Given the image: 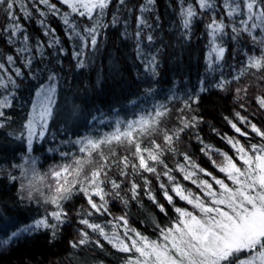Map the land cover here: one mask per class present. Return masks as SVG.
I'll return each instance as SVG.
<instances>
[{"label":"snow or ice","instance_id":"1","mask_svg":"<svg viewBox=\"0 0 264 264\" xmlns=\"http://www.w3.org/2000/svg\"><path fill=\"white\" fill-rule=\"evenodd\" d=\"M114 2L117 13L109 25L104 17ZM155 3L156 0H143L140 13L152 11ZM195 4L198 10L192 3L185 5L181 0L182 35L187 37L198 15L209 14L205 29L209 38L206 63L210 71H215V66H224L228 50L225 37L240 46L238 54L244 59L233 66L231 79L222 74L212 86L228 91L233 82L241 84L235 89V97L240 109L249 111V85L242 83L243 78L252 77L258 87L264 85V0H195ZM121 10L131 12L127 0H0V44H6L12 53H0V61H4L0 62V128L11 120L6 110L14 107L15 89L20 86L17 78L20 82L25 78L36 81L30 111L15 137L26 142L27 154L23 163L15 167L20 169V198L45 206L43 217L13 232L12 237L45 230L55 239L69 218L66 203L82 194L86 204L75 211L77 223L82 227L77 229L79 239L70 244L73 249L92 245L103 250L105 244L111 245L125 254L124 264H264V125L258 126L251 118L257 113L264 115V90L255 95V111L249 116L236 112L239 123L228 120L236 135L225 134L221 139L230 146L231 155L205 144L199 133L193 132L197 142L203 145L200 151L222 176L201 167L188 152L177 151L183 136L202 122L201 118L189 113H195L193 105L198 104L200 93L208 90L203 86L204 80L195 94L169 98L181 105L176 109L177 122L172 128L161 126L172 114L164 103L154 104L150 111L133 120L121 119L117 114L114 121H109L103 114L99 118L90 114L92 122L107 125L112 130L61 140L57 147L48 149L50 153H57L61 162L43 174L38 171L37 158L31 155L33 145L47 143L50 122L54 121L59 108L57 89L62 68L53 67V63H60L58 58L67 54L49 18L59 19L64 37L72 45L71 58L77 69H83L87 66L88 53L98 50L102 30L119 22ZM136 19L137 59L144 63L145 72L155 78L157 56L146 57L140 47L143 29L153 25L143 15ZM32 20L39 25L47 43L40 38L32 40L22 23ZM146 39L149 43L154 41L151 34ZM245 41L252 44L253 50L243 51ZM46 49L54 51L49 54ZM254 49H258V53ZM37 61L47 63L33 70ZM18 63L27 72L18 67ZM154 91L148 88L145 95ZM217 135L220 134L217 132ZM158 138H162V142H158ZM65 145L69 147L65 149ZM120 149L124 150L123 155ZM166 153L182 155L183 161H178L174 168L169 167ZM214 154L222 159L218 161ZM114 169L121 178L119 181L111 175ZM174 172H179L183 181H188L198 191L185 187ZM142 173L154 174L158 181L161 176L167 179V184L161 182L160 188L175 213L165 224L153 221L155 238L131 227L127 212L113 216L109 208L110 198L119 199L125 208L128 207L129 200L121 195V185L129 176ZM9 178L17 179L11 175ZM129 183L131 198L137 200L139 185L134 180ZM144 185L148 199L159 212L169 216L166 206L153 194L147 177ZM177 199L188 207L177 206ZM98 216L111 219L102 224L92 219ZM7 243L8 240L0 241V246Z\"/></svg>","mask_w":264,"mask_h":264},{"label":"trees","instance_id":"2","mask_svg":"<svg viewBox=\"0 0 264 264\" xmlns=\"http://www.w3.org/2000/svg\"><path fill=\"white\" fill-rule=\"evenodd\" d=\"M27 2V0H26ZM143 0H127L131 12L121 10L119 12L120 20L115 26H109L102 30L98 37V50L88 53L86 61L87 66L83 69H77L76 62L71 58L72 45L64 37L62 24L56 17H50V23L57 30V35L64 42L67 54L60 56V63H53V67L62 68L59 73L61 80L58 84L57 94H63L66 97H76L73 107L81 116L83 125L77 127L75 124H58L53 127L50 122L49 132L47 134V143L41 142L33 145L31 155L37 158V169L43 174L48 169L61 162L57 153H50L49 148H55L61 140L75 139L84 135H99L110 132L111 127L91 121V115L98 118L101 114L109 120L114 121L118 114L121 119L133 120L140 114H146L154 104H167L172 110L169 118L165 119L162 127L172 128L177 122L176 109L181 107L179 101H170V97L175 95L178 98H186L188 94H195L204 80L206 92L200 93L198 104H194L196 115L202 122L197 129H193L188 135H184L177 146L178 153L188 152L201 167L207 168L218 176L222 174L216 172L212 162L201 151V145L195 139L193 132H198L205 144L212 145L214 148L232 154L229 145L226 144L221 136L227 134L235 136L236 133L231 128L228 120L237 123L235 113L249 116L250 112L256 110L255 95L264 90V85L257 86V81L252 77L243 78L242 83L249 85L248 107L249 111L240 109V102L236 100L235 89L242 86L236 82L229 87L228 91H221L212 85L221 79V76L231 79L234 71L233 66H238V62L244 59L242 54H238L240 46L229 37L225 39V47L228 49L225 53V62L223 67L215 66V71H210L206 63L208 35L205 25L209 22V14L198 15L194 19L193 29L188 35L187 44L180 43L182 39L180 30L179 11L181 0H156L153 10L140 13L139 7ZM185 5L195 0H184ZM60 6V5H58ZM18 11V10H17ZM221 11H223L221 9ZM117 13L115 2L107 10L104 22L111 25V19ZM22 16V13H18ZM143 15L152 28H145L141 33L140 47L144 50L146 57L156 55L158 60V74L153 78L145 72L144 63L137 59L136 46L137 40L135 33L137 31V16ZM157 17L159 19H157ZM219 19V15H217ZM27 28L32 40L37 38L47 43V38L43 37L42 30L35 20L22 21ZM127 33V35H125ZM151 34L154 41L149 43L146 39ZM246 47L243 51L253 50L251 43L245 41ZM53 49H46L49 54ZM87 51V50H86ZM258 53V49H254ZM0 53L12 54L6 44H0ZM55 60L56 57H51ZM4 62V61H0ZM44 63L34 62V68L43 67ZM18 67L25 72L23 66L18 63ZM14 76V73H11ZM20 86L15 89L16 98L13 101L14 109H7L6 112L11 116L4 128H0V241L8 240L6 245L0 246V264H124L125 254L117 252L111 245L105 244L103 250L89 245L81 249L71 248V242L79 239L77 229L82 227L77 223L75 215L76 209L85 205L83 195L75 196L65 205L69 212V218L57 237L52 239L50 233L45 230L34 231L32 233H22L17 237H12L13 232H18L21 228L33 224L37 219L45 215V206L36 203L35 200L29 201L21 199L20 194V169L15 167L23 163L27 154L26 142L22 139H16V135L22 128L27 113L30 111L32 100L34 99L33 85L36 81L29 78H17ZM153 88L155 91L151 95H145V90ZM25 95L23 109L16 111L20 95ZM132 101H135L133 104ZM14 112H13V111ZM115 110V112L113 111ZM228 119H225V118ZM258 126L264 125V115L257 113L251 117ZM17 122H16V121ZM217 132L220 135H217ZM12 133V134H10ZM52 137H56L55 140ZM243 140V138H240ZM162 142V138H158ZM65 149L69 146L65 145ZM124 154V150H119ZM55 157V159H53ZM218 161L222 159L214 154ZM166 161L169 167H175L176 163L182 162V155L166 153ZM131 172V169H129ZM15 176L12 180L9 177ZM114 179H121L114 169L111 173ZM182 181L185 187L192 188L193 185L188 181H183L179 172H174ZM150 181V187L157 200L166 206L169 216L159 212L155 204L148 199L145 194L144 178ZM129 180H134L138 185V198L133 200ZM26 182V181H25ZM167 184V179L161 176L158 181L154 174L142 173L138 176H129L121 185V195L129 200V205L125 208L119 199H109V208L113 216H121L128 213V220L131 227L136 228L143 234L155 238V229L153 221L165 224L175 213L171 210V205L163 197V190L160 183ZM170 191V189H169ZM177 206L188 207L184 202L176 201ZM143 205V207H141ZM95 222L105 223L111 217L98 216L92 218ZM96 237L93 236V239Z\"/></svg>","mask_w":264,"mask_h":264},{"label":"rangeland","instance_id":"3","mask_svg":"<svg viewBox=\"0 0 264 264\" xmlns=\"http://www.w3.org/2000/svg\"><path fill=\"white\" fill-rule=\"evenodd\" d=\"M194 23H195V21L193 20V23L191 25V28L188 31L187 37H185V36H183L181 34V36H180L182 38L180 40V43L181 44H182V42L184 44H187L189 42L188 35H190V33L192 31H194V29L192 28ZM179 31H181V33H182L183 30L180 28ZM225 39H226V37H225ZM24 99H27V97L25 95H23V94L20 95L19 102L17 104L18 105V108H15L16 111H20V110L23 109V105L22 104L24 102ZM57 99H58L59 108L57 110V112H58L57 116L55 117L54 121L51 122V124H53V127H57L58 124H60L62 122L64 123V125L65 124L66 125L75 124L77 127H79V126H81V125L84 124V123H82L83 121L80 120L81 116L78 114V112L75 111V114L72 112L73 109H74L73 105L75 103H77L76 102V97H73V96L72 97H66L63 94H58L57 95Z\"/></svg>","mask_w":264,"mask_h":264}]
</instances>
